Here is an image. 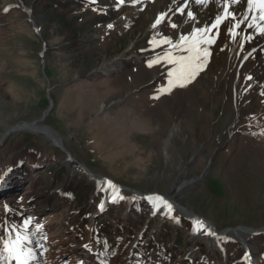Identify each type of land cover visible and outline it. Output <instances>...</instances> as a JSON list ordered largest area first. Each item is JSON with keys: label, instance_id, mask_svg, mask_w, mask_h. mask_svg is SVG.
Segmentation results:
<instances>
[{"label": "rangeland", "instance_id": "rangeland-1", "mask_svg": "<svg viewBox=\"0 0 264 264\" xmlns=\"http://www.w3.org/2000/svg\"><path fill=\"white\" fill-rule=\"evenodd\" d=\"M209 2L0 0V249L6 226L27 218L30 246L41 241L43 249L35 264H264V34L256 27L264 21L228 0L236 19L211 28L225 0ZM194 28L210 29L213 42L199 45L209 55L185 86L170 85L178 65L153 61L189 55L162 41L175 44ZM35 121L40 129L9 133ZM26 152L39 154L40 168ZM54 160L64 187L96 182L86 205L58 197L45 171ZM179 182L184 189L172 195ZM133 190L182 209L169 212ZM126 201L142 208L128 211ZM177 219L193 225L180 233L182 246L170 231L182 227ZM236 230L247 231V249Z\"/></svg>", "mask_w": 264, "mask_h": 264}, {"label": "snow or ice", "instance_id": "snow-or-ice-1", "mask_svg": "<svg viewBox=\"0 0 264 264\" xmlns=\"http://www.w3.org/2000/svg\"><path fill=\"white\" fill-rule=\"evenodd\" d=\"M119 3H123L124 0H118ZM194 2L198 5L206 4L207 0H194ZM238 0H230V3L235 4ZM249 10L255 6L260 12L259 19L264 21V0H247ZM188 5V0H185V7ZM7 11V9H5ZM181 14L183 13V9L180 10ZM187 17L190 19H195V16L192 11L187 12ZM231 17L232 19H236L235 14L229 11V2L225 0L224 3V15H218L215 22L211 25V28H216L224 19ZM163 17L157 19L156 23L153 24V28H155L158 24L161 23ZM247 19V16H245ZM255 19V17H253ZM242 21H238L233 25L231 29H229V35L235 36L237 33L233 30L235 28L240 27V23ZM173 28L176 27L175 24L171 25ZM248 27H253L252 24H248ZM261 34H264V24H259L256 26ZM209 28H194L190 35H180L178 41L173 44L172 40L165 38L162 43L169 44L173 48L179 49L181 51H186L189 53L187 56L181 57H173L170 52L164 53L163 57H158L156 61L153 63L159 62L160 59L166 60L168 63L178 65L177 68L169 71L168 75L170 78V85L177 84L180 87L185 86L186 83L190 82L191 79L195 78V75L203 69L204 60L202 58H206L209 55L207 49H201L199 45L201 43L211 44L213 40L211 38L205 39V35L209 31ZM151 43H156L152 41ZM151 63L149 67H151ZM110 184V182H108ZM123 199V197H119ZM147 200L153 202V197H146ZM157 204L162 205L169 212L172 210V205L168 203L163 198L157 196L155 197L154 206ZM7 211V209H6ZM31 221L27 218L23 219L18 227L6 226V235L8 236L2 242V249H0V264H2L4 260L5 254L7 255V259L9 264H35V261L38 259L39 255H42V244L41 241H36L34 246H30L33 244L32 235L28 233V225ZM199 223V222H197ZM204 225L200 224V228H203ZM209 235H214V233L208 232ZM44 237H41L43 240ZM37 249H41L40 252H37Z\"/></svg>", "mask_w": 264, "mask_h": 264}, {"label": "trees", "instance_id": "trees-1", "mask_svg": "<svg viewBox=\"0 0 264 264\" xmlns=\"http://www.w3.org/2000/svg\"><path fill=\"white\" fill-rule=\"evenodd\" d=\"M22 156L24 157H31L30 159H27V160H32L34 162H32V164L34 166L38 165V163H35V162H38V159H40L41 157L39 156V154L37 153H23L21 154ZM35 159H37V161H35ZM25 163L24 160H21ZM31 162V161H30ZM37 168H40L39 166H36ZM60 167V168H58ZM46 174H49V176L52 177V181H56V189H59L57 191V195L59 198H66V199H69V200H73L78 206H84L87 204V190H89V192L93 191V193L96 191L95 190V186L94 184H87V180H85L83 183L87 184L88 186L85 187L84 185L81 186H74L72 184H69L67 187H64V184H62V177H63V174L65 172V169L63 166H60L58 163H56V161L54 160L53 162H50L48 163V168L45 169ZM55 174V175H54ZM61 189V190H60ZM124 205L127 207L126 209H128V211H138L142 208V204L139 202V203H134V202H124ZM119 206L122 207L121 203L119 204ZM95 209V208H94ZM107 211L109 213L110 210H114L116 209V207L114 206H111L109 205L108 208H106ZM80 212L78 213H81V209L79 210ZM136 213V212H135ZM84 215H87V213H83ZM101 217H99L100 219ZM131 218L128 219V221H132L130 220ZM157 219V217H154L153 219H151V222H154L155 220ZM100 222V220H99ZM107 222V221H106ZM106 222H103L101 223V226L104 228V230L107 229V225H106ZM178 225H181L182 227L179 229V228H171L170 231H175V237H174V243L177 244L178 246H182V243L183 242H180V239L182 238V236L180 235V233L185 230V228L187 229H192V224L190 222H183L182 220H178ZM184 227V228H183ZM182 229V230H181ZM187 237V236H185ZM201 260L204 261V256H202ZM185 261L187 262L188 260L185 259Z\"/></svg>", "mask_w": 264, "mask_h": 264}, {"label": "bare ground", "instance_id": "bare-ground-1", "mask_svg": "<svg viewBox=\"0 0 264 264\" xmlns=\"http://www.w3.org/2000/svg\"><path fill=\"white\" fill-rule=\"evenodd\" d=\"M208 1H211V2H213V0H207V3H208ZM238 1H241V3H239V4H236V7H237V9H239V10H241V8H242V6H243V3L246 5H248V3H247V0H238ZM211 2H209V3H211ZM206 3V4H207ZM218 3H219V0H218ZM205 4V5H206ZM254 8H255V10L256 11H258V9L255 7V6H253ZM207 8H209L208 7V4H207ZM200 8H198V10H199ZM202 9V8H201ZM200 9V10H201ZM210 9V8H209ZM209 9H207V10H209ZM202 12H204L205 14H202L203 16H204V18H209V17H211L210 16V14L209 13H207L206 11H202ZM260 44H261V46L262 45H264V38H262L261 40H260ZM129 58L131 59V58H138V57H136L134 54L133 55H131V56H129ZM128 58V59H129ZM37 122H39V121H35V122H33V123H28V124H26V123H24V124H19V125H17V127H21V129H23V130H29V129H35V130H38V129H40V127H33L32 125H34L35 123H37ZM29 125H31V126H29ZM51 130V129H50ZM52 131V130H51ZM49 131L48 129L47 130H43V132H45V134H46V137L47 138H49L51 141H52V139L55 141V142H58L59 143V139L56 137V135L54 134V132L52 131ZM172 132H174L175 131V127H173V129L171 130ZM81 167V166H80ZM185 185H186V183H181V182H179V186H176V185H174L175 187H174V190L172 191V195H173V193L175 194V195H178V193L180 192V191H182V189H184V187H185ZM162 198L163 199H165L166 201H169L168 200V197H166L165 195H162ZM154 204V203H153ZM180 209H181V207H180V205H177ZM233 232H235V234L237 235V236H239L240 237V239H239V241H242L241 243H243V244H245L246 243V235H247V231L245 230V231H241V230H236V231H233ZM227 233H229V232H226V233H224L223 234V236L224 235H227Z\"/></svg>", "mask_w": 264, "mask_h": 264}, {"label": "water", "instance_id": "water-1", "mask_svg": "<svg viewBox=\"0 0 264 264\" xmlns=\"http://www.w3.org/2000/svg\"><path fill=\"white\" fill-rule=\"evenodd\" d=\"M31 24H32V28L34 29L35 33H36L38 36H40V32H39V30L36 28L35 23H34L33 21H31ZM48 90H49V89H48ZM51 109H52V101H51V99H50V107H49V109H48L46 112L50 111ZM26 124H28V123H26ZM17 130H22V129H21V127L19 128V127H17V125H16L15 127H13V128L10 129L9 133L14 132V131H17ZM52 142H53V144H54L55 146H58V147H60L61 149L64 150V148H63L58 142H55L53 139H52ZM73 161H74L75 164H77V165L81 166L82 168H84V169L86 170V172H87L92 178H96L95 174H93V173H92L90 170H88L85 166H83L82 164H80V163L77 162L76 160H73ZM263 230H264V228H263ZM226 232H229V230H228V231H224L223 233H226Z\"/></svg>", "mask_w": 264, "mask_h": 264}]
</instances>
